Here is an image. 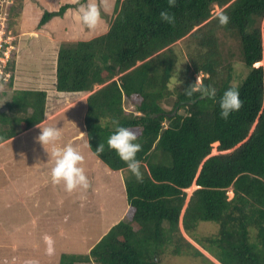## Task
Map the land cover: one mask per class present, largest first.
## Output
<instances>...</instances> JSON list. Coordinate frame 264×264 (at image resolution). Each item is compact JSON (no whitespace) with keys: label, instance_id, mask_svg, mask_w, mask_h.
Here are the masks:
<instances>
[{"label":"trees","instance_id":"1","mask_svg":"<svg viewBox=\"0 0 264 264\" xmlns=\"http://www.w3.org/2000/svg\"><path fill=\"white\" fill-rule=\"evenodd\" d=\"M86 1L45 11L39 27ZM215 4L221 7L216 14ZM168 7V0H116L105 33L59 48L58 91L101 85L87 99L90 149L111 169H126L107 139L117 125L128 127L141 144L136 158L147 172L125 180L124 219L88 252H64L55 264H166L168 251L189 255L195 264H264V64L256 65L264 59V0H177L170 9L173 24L159 16ZM5 8L9 4L0 0V11L8 15ZM224 14L227 25L219 23ZM220 30L238 41L231 56L248 67L239 84L235 59L224 57ZM187 35L197 48L188 50L181 68L174 43ZM197 74H203L201 84L216 89L215 98L186 93ZM230 85L238 88L243 105L224 119L218 100ZM125 99L141 113L127 110ZM7 106L0 111V143L45 119L47 91L16 89ZM216 142L220 153L211 155ZM99 143L104 151L96 153ZM194 183L198 187L186 204V189ZM204 222L217 224V231L198 236Z\"/></svg>","mask_w":264,"mask_h":264},{"label":"rangeland","instance_id":"2","mask_svg":"<svg viewBox=\"0 0 264 264\" xmlns=\"http://www.w3.org/2000/svg\"><path fill=\"white\" fill-rule=\"evenodd\" d=\"M76 1L4 2V5L9 4L10 12L5 8L9 14L0 27V40L6 41L3 48L0 47V71H4V80L0 83V111L9 110L7 102L16 89L37 88L47 91V115L42 122L0 143V264H23L29 260L35 261L34 264H55L59 254L64 252H88L113 224L124 219L128 208L125 180H139L127 168L111 169L90 149L84 125L87 99L101 85H95L93 91L84 92L68 93L56 89L57 55L61 44L88 40L105 33L117 11L116 0H94L100 9L101 18L92 29L79 22L80 5L78 8H69L64 16H55L39 27L45 11H57L63 4ZM87 3L88 0L84 4ZM220 11L221 7L215 5L214 13ZM219 36L225 59H235L234 83L239 84L247 75L248 67L241 59H237L239 56H231L237 51L238 41L237 44L233 42L231 35L224 30L219 31ZM190 39L187 35L174 43L179 52L181 68L189 60L188 50L197 48ZM3 54L10 55L7 65ZM202 76L199 74L198 80H202ZM37 77L41 81H37ZM172 79L175 81L176 77ZM124 107L134 111L135 104L125 99ZM37 125L41 128L59 127L61 136L55 145L62 147L71 144L83 155L81 166L90 182L87 190L69 192L63 182H53V145H45L44 149L35 139L40 133ZM218 144H213L211 155L220 153ZM140 171L141 178L145 177L147 167L141 164ZM196 187L194 183L186 189V204ZM228 194L230 198L233 196L231 188ZM180 226L185 234L182 221ZM217 229V224L204 222L196 234L202 237ZM45 237L52 239L51 253L48 252ZM163 262L196 263L189 255H172L169 251L163 255Z\"/></svg>","mask_w":264,"mask_h":264},{"label":"clouds","instance_id":"3","mask_svg":"<svg viewBox=\"0 0 264 264\" xmlns=\"http://www.w3.org/2000/svg\"><path fill=\"white\" fill-rule=\"evenodd\" d=\"M5 1L6 0H2V2ZM176 3L177 0H168L169 7L161 10L159 13L160 19L162 21L169 24H173L175 22V16L174 14L171 13L170 9L174 7ZM100 18H101L100 9L98 5L94 2V0H88V3L86 5L85 4L80 5L79 22L83 26L92 29L99 22ZM228 22H229V17L227 16V14L221 15L219 17V23L221 25H227ZM263 25H264V21H263ZM3 72L2 73L0 72V74L3 75ZM198 75L199 74H197V80H198ZM197 80L185 89L188 95H192L194 92H198L203 96H208L213 98L216 97V89L214 87H212L211 85L201 84L202 80L200 78L198 80V83ZM218 105L220 109L219 115L224 119H228L231 113L238 111L243 105V101L240 98V93L238 88L235 87L234 85H230L229 87H227L223 91L222 95L219 97ZM134 112L137 114L141 113L136 109H134ZM37 127L40 129V133L37 135L35 139L43 146L44 149H45L44 147L45 145L48 144L53 145L51 151V158L53 160V167L51 168V177L53 182L57 184L63 182L65 189L69 192H72L75 189L87 190L90 186V182L85 173L84 168L81 166V163L84 160L83 155L71 144H67L62 147H58L55 145V142L59 140L61 136V131L59 127L48 126L41 128L39 125H37ZM136 141H137V135L134 131H132L128 127L117 125L115 129L109 134L107 139V144L109 148L114 149L117 155L126 163L127 169L137 179H141L142 177V173L140 171L141 161L136 158L137 153L141 150V144ZM103 151H104V144L99 143V145L95 149V152L101 153ZM195 185L198 187L196 183ZM45 240L49 246L48 252L51 253L53 250L52 239L51 237H45ZM195 244L203 252H206L200 245H197V243Z\"/></svg>","mask_w":264,"mask_h":264},{"label":"built area","instance_id":"4","mask_svg":"<svg viewBox=\"0 0 264 264\" xmlns=\"http://www.w3.org/2000/svg\"><path fill=\"white\" fill-rule=\"evenodd\" d=\"M5 19H7V12L6 11H0V27H2L3 25H2V22H4V20ZM5 43H6V41L4 40H0V47H1V49L3 48V46L5 45ZM1 51V50H0ZM2 53H3V51H2ZM4 55V54H3ZM4 57H6V63H7V61H8V59H9V57H10V55H4ZM1 72V71H0Z\"/></svg>","mask_w":264,"mask_h":264},{"label":"water","instance_id":"5","mask_svg":"<svg viewBox=\"0 0 264 264\" xmlns=\"http://www.w3.org/2000/svg\"><path fill=\"white\" fill-rule=\"evenodd\" d=\"M201 97H203V95L201 96ZM196 101V100H195ZM35 263V261H27V262H25V264H34Z\"/></svg>","mask_w":264,"mask_h":264},{"label":"crops","instance_id":"6","mask_svg":"<svg viewBox=\"0 0 264 264\" xmlns=\"http://www.w3.org/2000/svg\"><path fill=\"white\" fill-rule=\"evenodd\" d=\"M36 80H37V81H41V78H40V77H37ZM36 80H35V81H36ZM29 81H34V80L29 79ZM15 89H16V88H15ZM16 136H17V135H16Z\"/></svg>","mask_w":264,"mask_h":264},{"label":"bare ground","instance_id":"7","mask_svg":"<svg viewBox=\"0 0 264 264\" xmlns=\"http://www.w3.org/2000/svg\"><path fill=\"white\" fill-rule=\"evenodd\" d=\"M261 64H264V59L260 62H258L256 65H261Z\"/></svg>","mask_w":264,"mask_h":264}]
</instances>
